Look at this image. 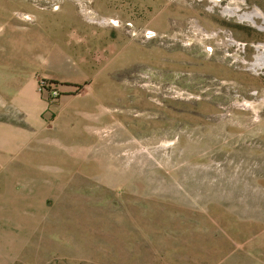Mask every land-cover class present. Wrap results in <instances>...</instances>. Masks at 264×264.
I'll return each mask as SVG.
<instances>
[{
    "label": "rangeland",
    "instance_id": "374dc122",
    "mask_svg": "<svg viewBox=\"0 0 264 264\" xmlns=\"http://www.w3.org/2000/svg\"><path fill=\"white\" fill-rule=\"evenodd\" d=\"M0 264H264V0H0Z\"/></svg>",
    "mask_w": 264,
    "mask_h": 264
},
{
    "label": "flooded vegetation",
    "instance_id": "af4514ba",
    "mask_svg": "<svg viewBox=\"0 0 264 264\" xmlns=\"http://www.w3.org/2000/svg\"><path fill=\"white\" fill-rule=\"evenodd\" d=\"M255 16H258V13H253V14H249V15H246V16H242V17H240L242 20L243 19H250V20H253V18L255 17Z\"/></svg>",
    "mask_w": 264,
    "mask_h": 264
}]
</instances>
